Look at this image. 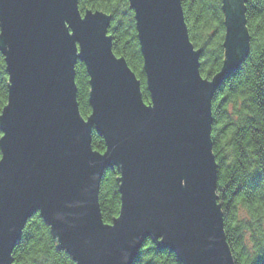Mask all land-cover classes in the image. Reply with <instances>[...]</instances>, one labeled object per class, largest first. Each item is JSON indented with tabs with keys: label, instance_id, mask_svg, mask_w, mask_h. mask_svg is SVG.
<instances>
[{
	"label": "water",
	"instance_id": "water-1",
	"mask_svg": "<svg viewBox=\"0 0 264 264\" xmlns=\"http://www.w3.org/2000/svg\"><path fill=\"white\" fill-rule=\"evenodd\" d=\"M220 71L205 79L181 0H128L149 103L112 51L111 16L79 0H0L9 77L0 114V264L34 214L75 264H133L146 239L181 264H234L216 196L212 99L248 56L241 0H222ZM90 114L79 112L78 63ZM104 139L95 151L92 133ZM117 169L119 214L104 223L99 189Z\"/></svg>",
	"mask_w": 264,
	"mask_h": 264
},
{
	"label": "trees",
	"instance_id": "trees-1",
	"mask_svg": "<svg viewBox=\"0 0 264 264\" xmlns=\"http://www.w3.org/2000/svg\"><path fill=\"white\" fill-rule=\"evenodd\" d=\"M249 53L235 72L216 90L212 99V153L217 164L216 196L223 215L224 234L234 264H264V0H241ZM190 41L201 50L200 73L212 79L224 62L226 34L222 0H181ZM79 10L102 11L111 16L108 35L112 51L125 58L141 82L145 103L143 60L134 14L128 0H79ZM75 81L79 112L87 118L89 77L85 66H76ZM9 77L0 52V114L7 104ZM2 134L0 132V138ZM95 151L104 152V139L92 133ZM1 157V153H0ZM117 169H107L99 189L104 223L119 214ZM247 218L239 217V209ZM14 264H75L59 249L56 238L39 213L30 217L12 251ZM133 264H181L168 249H158L146 239Z\"/></svg>",
	"mask_w": 264,
	"mask_h": 264
},
{
	"label": "rangeland",
	"instance_id": "rangeland-1",
	"mask_svg": "<svg viewBox=\"0 0 264 264\" xmlns=\"http://www.w3.org/2000/svg\"><path fill=\"white\" fill-rule=\"evenodd\" d=\"M239 217H240V219H242V220H246V218H247L246 211H245L243 208H240V209H239Z\"/></svg>",
	"mask_w": 264,
	"mask_h": 264
}]
</instances>
